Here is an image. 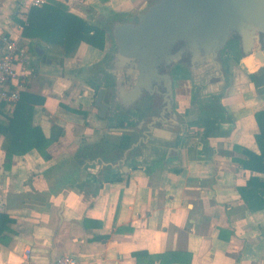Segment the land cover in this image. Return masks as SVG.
<instances>
[{"label":"crops","instance_id":"crops-1","mask_svg":"<svg viewBox=\"0 0 264 264\" xmlns=\"http://www.w3.org/2000/svg\"><path fill=\"white\" fill-rule=\"evenodd\" d=\"M57 1L105 26L107 19L131 18L148 2ZM29 8L26 0H0V32L27 47L16 82L44 102L34 105L24 142L49 140V156L35 147L6 150L0 133V264H54L60 254L81 264H167L163 255L170 264H264V207L250 210L238 190L251 174H264L234 160L245 157L242 148L259 151L254 113L264 109V73L256 84L243 63L237 65L222 95L223 119L204 142L191 134L172 145V135L156 128L160 133L149 139L170 145L154 143L141 159H157L103 178L107 173L94 166L102 154L76 155L100 152L124 134L114 130L124 123L108 112L99 116V85L88 78L110 37L106 32L102 49L81 41L73 55L63 56L58 47L21 34L19 21ZM0 120L7 121L3 113Z\"/></svg>","mask_w":264,"mask_h":264},{"label":"flooded vegetation","instance_id":"flooded-vegetation-1","mask_svg":"<svg viewBox=\"0 0 264 264\" xmlns=\"http://www.w3.org/2000/svg\"><path fill=\"white\" fill-rule=\"evenodd\" d=\"M153 1L155 0H150L149 4ZM135 16L136 14L131 18L120 19L134 21ZM105 23L107 26L110 19ZM119 47V41L110 37L108 52L98 61L95 71L88 78L99 85L98 88L104 87L103 97L107 99H111V95L115 98L119 93L129 92L133 107L131 123L126 128L133 129L131 133L135 142L151 150L154 147L151 145H157V142L149 139V135L153 131L160 133L156 128H162L172 135V145H183L191 134L204 142L215 132L218 122L223 119L222 95L233 78L235 65L242 62L239 37L233 35L222 45L214 43L206 49L201 48L199 55L194 57L172 52L161 53L155 56V74L145 72L140 66V60L136 59V53L122 54L115 58ZM253 47L257 48L258 44H253ZM261 73L264 71L252 76L256 84L261 81L258 80ZM109 85L112 90L107 88ZM97 93L98 90L95 94ZM147 103L152 105L147 113L148 124L139 128L138 113ZM210 127L212 130L206 134ZM132 142L124 143L123 150ZM121 157L122 153L119 154V162ZM157 158V155L146 154L139 161H129V166L145 165ZM122 167L123 163L120 162L116 168L122 171Z\"/></svg>","mask_w":264,"mask_h":264},{"label":"water","instance_id":"water-1","mask_svg":"<svg viewBox=\"0 0 264 264\" xmlns=\"http://www.w3.org/2000/svg\"><path fill=\"white\" fill-rule=\"evenodd\" d=\"M135 17L134 21L112 18L106 26V32L120 43L114 57L136 53V59L140 60V66L146 73L157 72L155 56L161 53L194 57L199 55L201 48L206 49L214 43L222 45L233 35L240 38L242 63L249 74L254 75L264 68V0H155L151 4L145 1ZM253 44H258V47L254 48ZM38 53L41 54V50ZM107 88L112 90L110 85ZM104 90V87H100L94 100L99 116L103 118L108 112L116 121L124 123V126L114 128L124 133L119 140L133 141L123 150L120 158L122 171L125 172L129 168V161H139L143 151L149 148L135 142L131 133L133 129L126 128L131 123L133 107L129 92L119 93L115 98L111 95V99H107L103 97ZM151 106L147 103L138 113L139 128L147 126V113ZM150 138L170 145L157 136ZM113 154L111 151L98 156V165L94 166L102 168L104 173H110L109 169L120 164Z\"/></svg>","mask_w":264,"mask_h":264},{"label":"trees","instance_id":"trees-1","mask_svg":"<svg viewBox=\"0 0 264 264\" xmlns=\"http://www.w3.org/2000/svg\"><path fill=\"white\" fill-rule=\"evenodd\" d=\"M19 22L22 26L21 34L23 36L54 45L59 48L60 54L63 56L73 55L81 41L101 49L105 44L106 26L103 23L85 20L68 11L66 4L57 0H47L40 7L30 6L26 19ZM43 102L42 96L19 91V97L15 102L0 107V113H3L7 120L6 122L0 120V133L5 136L7 141L6 150L15 146L23 153V151L35 147L43 157L49 156L44 150L49 140L41 142L33 140L31 145H26L24 142L26 133H28L26 123L30 124L34 105ZM254 118L258 127L254 138L259 151L242 148L245 157L234 158V160L246 169L264 174V109L256 111ZM211 130V127L208 128L206 134ZM124 140L113 145L103 143L102 150L95 151L93 155L81 149L77 152L76 157L85 159L99 153L103 156V154L112 151L114 152L113 156L117 159L122 153ZM115 169H109L110 173L104 174L103 178H107ZM238 190L250 210L264 207V176L261 178L251 174L245 185L240 186ZM163 257L168 260L167 264L173 260L169 259L168 255H163ZM185 261H189V257Z\"/></svg>","mask_w":264,"mask_h":264},{"label":"built area","instance_id":"built-area-1","mask_svg":"<svg viewBox=\"0 0 264 264\" xmlns=\"http://www.w3.org/2000/svg\"><path fill=\"white\" fill-rule=\"evenodd\" d=\"M47 0H26L29 6L40 7ZM28 62L26 45L11 35L0 32V107L15 102L19 97L22 82H16V66H24ZM29 255L30 249L25 250ZM54 264H81L80 260L69 254H60Z\"/></svg>","mask_w":264,"mask_h":264},{"label":"rangeland","instance_id":"rangeland-1","mask_svg":"<svg viewBox=\"0 0 264 264\" xmlns=\"http://www.w3.org/2000/svg\"><path fill=\"white\" fill-rule=\"evenodd\" d=\"M150 1V0H149ZM149 1L147 2L148 4H149ZM239 63H241V62H239ZM239 63H237L236 65H235V68L237 67V65H239Z\"/></svg>","mask_w":264,"mask_h":264}]
</instances>
